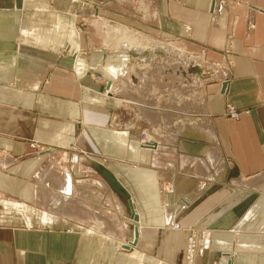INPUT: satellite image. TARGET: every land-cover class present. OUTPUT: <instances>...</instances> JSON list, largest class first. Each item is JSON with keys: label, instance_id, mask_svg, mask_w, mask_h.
Listing matches in <instances>:
<instances>
[{"label": "crops", "instance_id": "obj_1", "mask_svg": "<svg viewBox=\"0 0 264 264\" xmlns=\"http://www.w3.org/2000/svg\"><path fill=\"white\" fill-rule=\"evenodd\" d=\"M123 14H142L147 34L172 36L221 64L201 90L202 129L180 122L149 137L157 142L150 147L138 128L122 127V109L141 104L121 93L156 91L153 75L132 66L133 50L122 49L134 31L144 33L112 20ZM228 104L237 119L226 115ZM213 140L221 162H210L226 164L225 181L214 168L202 184L196 170L158 165L164 144L204 160ZM257 172L264 174V0H0V264H185L195 226L215 235L193 264H233L218 223H232L245 196L234 180Z\"/></svg>", "mask_w": 264, "mask_h": 264}, {"label": "rangeland", "instance_id": "obj_2", "mask_svg": "<svg viewBox=\"0 0 264 264\" xmlns=\"http://www.w3.org/2000/svg\"><path fill=\"white\" fill-rule=\"evenodd\" d=\"M103 1L104 0H99L100 3ZM139 2L140 1H137L138 5ZM128 6L129 5H125L124 7L128 8ZM126 18L129 20H126ZM143 19L144 16L142 14H137L134 18L130 16L127 17L123 14L121 18L112 19L116 24L126 25L144 32L139 33L134 31L132 33L133 35H130L128 40L122 44V49L125 48L130 53L132 52L131 50H133L134 55L141 60V63H136L137 58H134L135 62L132 61V66H135L136 71L144 73L145 76L153 75V84L155 85L154 88L156 91L152 93V91L148 92L145 89H141L142 94H138V92L134 90L132 93H128L127 90L121 93L120 96L123 99L130 100V102L134 101L141 105L136 106L132 104V102L130 104L134 105L133 110L122 109V112L118 114L119 117L122 118L121 125L123 128H125L126 125L130 126L133 130L138 128L137 132L139 134L138 139L140 144H142L144 140L147 141L149 137H153L156 140L159 139L162 132L166 133V131H164L166 127H171V125L177 126L180 122L179 125L184 122H192L191 124L195 125V128H201L207 125L208 118L204 112V94H202L203 92H201V90L204 88L205 84H210L212 73H214V70L219 71L220 68L218 67L221 65L215 62H213V64L203 62L198 54L188 51L181 40L172 36L168 38L158 34H147L145 29L148 28V26ZM136 40L138 41L137 50L131 47V44L135 43ZM143 45H147L150 51L147 50L145 46L143 47ZM168 52H170V54ZM148 55L153 56L152 61L145 63V59L148 60ZM228 65L230 66V64ZM211 70L212 73H210ZM91 78L94 83L98 82L103 86L105 85L106 81L103 80L101 75L91 74ZM138 80L140 84L141 78H138ZM131 81L136 84L134 78H132ZM139 84L137 83V85ZM145 104L148 106L146 109L147 116L153 118V121L151 118L145 116V108H142ZM231 107L233 106L227 105L226 115L232 119H237L239 115H232V113L228 112V109ZM163 109L169 112H163ZM236 112L239 113L237 110ZM155 114L156 116L154 117ZM162 117L165 118L163 123H161ZM135 118L137 120H135ZM156 140H149L152 144L148 146H157ZM32 145L34 146L35 144H31V146ZM206 145H208L211 153L209 156L205 154V159L202 160L201 157L181 155V152L178 151L179 149L183 151L181 145L171 143L170 145L164 144L163 146L165 149L161 151L163 152V161L158 163V165L160 166V164L163 163L162 165H171L174 167L180 164L183 169L196 170L199 173V183L203 180L202 184L205 183L202 177L205 175L204 171L207 169L206 171H208V173H206V176L207 178H211L213 175L211 171L216 169L218 170V172L215 173L218 175L217 178L221 177L225 181L223 173L227 166L226 164H224L223 167L220 165L221 159L217 150V141L213 140L210 145L207 143ZM35 147H38V145H35ZM217 155L220 162H210V159H216ZM175 159H178V161L174 162L173 160ZM210 167H212V169H210ZM221 169L224 170L221 171ZM224 181L213 183L217 185H213L212 187L224 184ZM234 183L241 184L242 187H244L243 193L245 196L241 198L242 201L234 203L232 207L234 212L232 223L228 220L227 223H218L219 225L226 224L225 227H227L225 231H220L218 233L222 234L223 242L234 252L233 264L237 262H242V264H264V174L257 172L243 177L242 181L234 180ZM235 194L239 196V192H235ZM218 219L219 218H217V220ZM176 226L177 225H173V228ZM195 227L188 229V236L195 233L197 252L202 244L205 245L207 243V240L213 242L212 237L215 234L207 236L206 233L210 229L205 228L206 226H202L198 230ZM217 239L219 240L221 238L218 237ZM217 251L218 250L215 249L212 252H216L217 254ZM194 261L195 257L193 263Z\"/></svg>", "mask_w": 264, "mask_h": 264}, {"label": "bare ground", "instance_id": "obj_3", "mask_svg": "<svg viewBox=\"0 0 264 264\" xmlns=\"http://www.w3.org/2000/svg\"><path fill=\"white\" fill-rule=\"evenodd\" d=\"M170 54V52H168ZM168 54V55H169ZM166 57V55H165ZM153 88V87H152ZM175 125V124H174ZM164 127V126H163ZM178 127L177 126H173L171 125V127L169 126L168 128L164 127L166 131V133H171L172 131L175 132L176 128ZM186 130V129H185ZM163 133V132H162ZM152 143L149 141V139H147V141H142V146L143 145H151ZM177 228V226L175 227ZM195 232V231H194ZM197 236V235H196ZM188 241H186V244H185V260H186V264H192L193 263V260H194V257H195V253H196V248H197V243H196V239H195V233H192L188 236L187 238ZM228 264H232L231 260L228 261Z\"/></svg>", "mask_w": 264, "mask_h": 264}, {"label": "built area", "instance_id": "obj_4", "mask_svg": "<svg viewBox=\"0 0 264 264\" xmlns=\"http://www.w3.org/2000/svg\"><path fill=\"white\" fill-rule=\"evenodd\" d=\"M228 112L232 113V115H239V113L236 112V110L234 109V107H231L228 109Z\"/></svg>", "mask_w": 264, "mask_h": 264}, {"label": "water", "instance_id": "obj_5", "mask_svg": "<svg viewBox=\"0 0 264 264\" xmlns=\"http://www.w3.org/2000/svg\"><path fill=\"white\" fill-rule=\"evenodd\" d=\"M108 179H110L112 182H116V183H118L117 181H115V179H114V177L112 176V175H110L109 177H108ZM131 205V204H130ZM131 212H133V209H131ZM135 217H136V215H135Z\"/></svg>", "mask_w": 264, "mask_h": 264}]
</instances>
